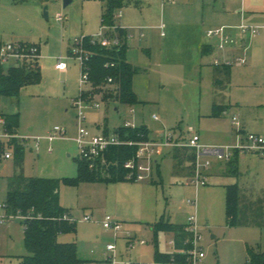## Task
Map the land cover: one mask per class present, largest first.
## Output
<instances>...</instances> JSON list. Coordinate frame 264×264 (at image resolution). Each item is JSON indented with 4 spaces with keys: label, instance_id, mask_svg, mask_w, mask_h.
<instances>
[{
    "label": "rangeland",
    "instance_id": "1",
    "mask_svg": "<svg viewBox=\"0 0 264 264\" xmlns=\"http://www.w3.org/2000/svg\"><path fill=\"white\" fill-rule=\"evenodd\" d=\"M116 1L120 5L111 9L114 26L128 31L126 57L141 69L133 78L140 101L135 105L114 101L106 105L100 93L80 84V63L69 52L76 39L98 33L109 0H70L67 5L64 0H0V42L36 44L41 66L38 83L22 86L17 97L0 98L2 113L19 114L16 134L7 141L17 138L23 149L22 163L16 167L14 149L5 145L11 157L1 162L0 203L5 202L8 177L13 174L60 180L77 176L78 108L74 101L83 89V99L90 101L83 104V126L92 134L105 129L112 133L128 120L146 125L152 139L162 131L164 136L170 134L185 142L188 132L191 135L194 131L202 146L223 149L225 156L200 157L201 162L209 161L204 169L205 185L189 182L192 160L187 157L193 152L177 149L174 162L171 147L156 149L158 168L145 180L81 181L77 185L61 181L59 201L69 210L75 230L61 233L57 239L75 243L81 264H102L108 243L115 246L116 264H160L155 262V252H174L173 234L154 232L151 226L161 219L186 224L188 216L195 215L200 232L196 250L203 253L195 264H245L248 250L264 251V227L260 225L264 155L237 151L235 146L248 133L264 136L263 31L256 41L246 37L250 43L243 48L238 32L231 30L233 44L218 48L219 39L208 37L206 31L226 23L205 22L201 33L213 50L201 56L192 44L191 32L201 23L202 1L214 0ZM255 1L246 2L252 5ZM232 2L227 6L239 0ZM59 58L67 64L64 71L55 67ZM215 58L220 63L231 62L229 78L219 87L212 82ZM15 64L12 59L1 63L3 70ZM92 101L99 107L94 108ZM214 103L223 107L219 115L212 114ZM232 118L238 125L231 122ZM55 127L64 132L54 133ZM50 135H54L51 140ZM231 160L235 161V172H230ZM232 184L239 188L238 216L253 219L249 224L226 222V186ZM187 200H194L196 205ZM85 215L91 220L84 221ZM107 216L121 224L116 235L102 227L101 221ZM140 240L145 243L140 244ZM27 253L22 220L12 217L0 223V264H19Z\"/></svg>",
    "mask_w": 264,
    "mask_h": 264
},
{
    "label": "trees",
    "instance_id": "2",
    "mask_svg": "<svg viewBox=\"0 0 264 264\" xmlns=\"http://www.w3.org/2000/svg\"><path fill=\"white\" fill-rule=\"evenodd\" d=\"M120 2L109 0L105 12H102V24L114 26L111 9ZM110 37L119 38L118 46L104 47L99 42H91L90 36L83 37V48L88 53L85 60L88 72V88L100 93L101 100L118 102L121 104L135 105L140 103L133 91L132 82L141 69L126 61L128 48V31L125 28L115 27L108 30ZM31 44V43H29ZM41 67L38 58L18 62L3 70L0 64V98L17 97L22 86L38 83L41 80ZM220 74L229 77V66L221 65L215 68L213 85H223ZM91 90V91H92ZM222 106L213 104V115H219ZM0 117L4 123L2 129L8 134L15 135L19 122V114H5L0 110ZM104 132H107L105 129ZM120 139L139 142L149 139L146 125L118 126L114 130ZM13 138V137H12ZM5 145L12 146L16 157L15 166L19 167L23 160L22 143L17 138L6 142L0 141V166L1 154ZM137 146L120 144L110 147L105 152L107 165L96 163L89 167L86 160L77 162V176L62 180L47 177H30L22 173L8 177L7 192L5 198V210L7 214L18 216L23 223L24 245L27 254L20 257L19 264H81L77 253V247L73 242H61L57 239L61 233L73 232L74 221L71 220L69 210L61 206L59 201V187L61 181L68 185H77L81 181H123L127 170L123 163L134 157ZM178 153L174 152V162ZM189 155L187 160H192ZM235 161H230V172H235ZM233 166H232V165ZM229 172V171H228ZM229 172V173H230ZM106 176L103 177L102 175ZM226 222L229 225L249 224L253 219L240 218L239 214V188L236 184L226 186L225 201ZM260 225L264 227V209L260 213ZM152 231H166L173 234V246L175 251L165 253L156 250L155 262L160 264H183L188 258V250L192 248L191 234L185 230V225L169 222L161 219L152 226ZM245 264H264V251L248 250V259Z\"/></svg>",
    "mask_w": 264,
    "mask_h": 264
},
{
    "label": "built area",
    "instance_id": "3",
    "mask_svg": "<svg viewBox=\"0 0 264 264\" xmlns=\"http://www.w3.org/2000/svg\"><path fill=\"white\" fill-rule=\"evenodd\" d=\"M170 1V0H167ZM163 25L160 26V28ZM116 26H108L103 24L98 33L95 36L90 37L91 42H99L100 45L104 47L118 46L119 38L117 36L110 37L107 34L108 30L115 29ZM228 26H221L213 29H208L206 34L208 37H215L219 39L218 48H224L227 44H233V39L230 37L228 32ZM235 29L241 36L250 35L254 36L260 32L261 29H264V26L260 25H248L245 23H240L235 26ZM84 37V36H83ZM83 37H80L75 40L74 47L70 53L75 56V58L80 63V84L88 85V72L86 70L85 60L87 59L88 53L83 48ZM129 37V35H128ZM39 47L36 44H25L22 42L19 43H1L0 42V64L2 62L8 61L10 59L14 60L16 63L29 61L38 58ZM239 62L243 63V59H238ZM238 62V63H239ZM230 61H225L220 63L218 58H215L213 64L218 65H230ZM56 69L64 71L67 69V64L65 61L58 59L55 64ZM84 90L81 89L78 98L74 101V105L78 108L77 114V134L75 141L78 147V157L81 160H86L89 163V167L93 168L96 166L98 161L101 164L107 165V160L105 158V152L112 146L127 144L137 146L135 155L133 158L126 160L123 163V167L127 170L125 178L127 180H145L153 174L155 165L157 164L156 159V149L159 147H187L191 149L194 153V157L191 161L192 173L189 176V182L194 185H205L206 182V173L204 169L209 165V161H200V157L206 154H215L219 158L225 156L224 150L220 148H207L202 146L199 143V135L192 131L191 135L185 142L178 141L173 138L172 135H167L160 137L156 140H143L139 142L125 141L120 139L117 133L114 131L112 133L102 132L99 134H92L86 127L83 126L84 115L82 113L83 104L89 103L90 101L84 100L83 95ZM92 106L94 108L99 107L97 101H92ZM132 112L133 109H130ZM152 118L157 119L156 115H153ZM232 123L237 124L235 118H232ZM4 123L3 117H0V141H7V138L12 136L8 134L2 125ZM123 126H132L130 122H125ZM54 133H63L64 130L58 127L53 129ZM54 135H50L49 139L51 140ZM235 149L238 151H254L260 152L264 155V136H261L258 133H248L241 141L235 146ZM11 157L10 152L4 150L1 154L2 159H8ZM226 158H228L226 156ZM187 203L195 206L194 200H187ZM18 217L7 214L5 210V202L0 203V223L4 222L6 219ZM72 220V218H70ZM84 221H90L91 218L85 215L82 218ZM187 223L185 224V230L188 231L192 238V248L188 250V258L183 264H195L196 261L203 257L201 251H197V242L200 238L199 226L196 222L195 215H190L187 218ZM102 227L110 229L113 231V234L116 235L121 231V224L114 222L108 216L101 221ZM140 244L145 243L144 240L139 241ZM173 243V240H172ZM107 253L104 256L102 264H116L115 260V246L112 243L106 245Z\"/></svg>",
    "mask_w": 264,
    "mask_h": 264
},
{
    "label": "crops",
    "instance_id": "4",
    "mask_svg": "<svg viewBox=\"0 0 264 264\" xmlns=\"http://www.w3.org/2000/svg\"><path fill=\"white\" fill-rule=\"evenodd\" d=\"M246 1L247 0H239L238 3H236L234 6L231 5V7H228L227 5L232 4L233 3L232 0H214L211 3L206 2V1H202V15H201V21H200L201 23H198L195 28L192 26L193 28H192V32H191L192 35H194V37H192V44L195 45V47L198 49L201 56L209 54L213 50L211 43H210V40H208L201 33L202 28L205 26V22H206V24H213V23H219V22L226 23V25H222V26H228L229 27L228 32L231 30H236L235 26L239 25L240 23H245L248 25L264 26V0H256L255 3L252 5H247ZM188 2H190V1L187 0V3ZM194 24L195 23H193V25ZM262 31L264 34V29L260 30V32H262ZM237 32H236V34H237ZM260 32L258 34H260ZM161 34H163L162 31H161ZM258 34H256L257 37H256V35H254V36H250V35L241 36L239 34L240 36L238 35V37H239L238 40L240 39V41H239L240 46L243 48H246L248 46V43H250V41H248L246 39V37H249V38L255 37V39L253 41H256V39H258ZM128 39H129V37H128ZM22 43H27V42H22ZM146 51H147V54L149 55V53H148L149 49H147ZM227 53L228 52L226 51L225 54H227ZM126 61L131 63L132 65H134L130 60L127 59V57H126ZM38 62H39V60H38ZM222 65H224V64H222ZM215 66L216 65L213 66L214 67L213 79L215 77V68H216ZM218 66H221V65H218ZM226 66H229V65H226ZM229 75H230V68H229ZM228 78L229 77H225L223 74H220V80L227 81ZM132 87H133V82H132ZM133 91L135 92L134 87H133ZM135 94H136V92H135ZM104 102L106 105L108 104V102H106V101H104ZM130 109H133V108H130ZM130 109H129V111H130ZM115 110H117V106H115ZM212 111H213V105H212ZM132 112H134V110ZM125 122H129V121L125 120L124 123ZM135 126H138V125H135ZM240 132H242V130H240ZM106 133H108V132H106ZM156 134H157V137L155 139H152L149 137V140H156L159 137H162V135L164 133L162 131H158ZM188 135L190 136L189 132H188ZM241 139H243V138H240L239 142L241 141ZM178 141H180V140H178ZM183 141H185V140H183ZM177 149L191 150L187 147H173V148H171L172 154H173L172 157L174 156V152H176ZM193 157H194V153H193ZM188 161H190V160H188ZM3 167H4V165L1 164L0 170L3 169ZM156 167L158 168V164L155 165V168ZM182 225H185V224H182ZM172 237H173V235H172ZM63 242H66V241H63Z\"/></svg>",
    "mask_w": 264,
    "mask_h": 264
},
{
    "label": "water",
    "instance_id": "5",
    "mask_svg": "<svg viewBox=\"0 0 264 264\" xmlns=\"http://www.w3.org/2000/svg\"><path fill=\"white\" fill-rule=\"evenodd\" d=\"M70 2V0H64V5H67ZM44 16L47 17L46 11H44ZM1 168V166H0Z\"/></svg>",
    "mask_w": 264,
    "mask_h": 264
}]
</instances>
